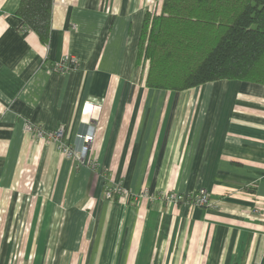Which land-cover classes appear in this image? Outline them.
Segmentation results:
<instances>
[{
    "label": "crops",
    "instance_id": "1",
    "mask_svg": "<svg viewBox=\"0 0 264 264\" xmlns=\"http://www.w3.org/2000/svg\"><path fill=\"white\" fill-rule=\"evenodd\" d=\"M19 2L0 0V264H264V84L147 87L137 43L162 0H53L46 44ZM27 125L93 129L88 162Z\"/></svg>",
    "mask_w": 264,
    "mask_h": 264
},
{
    "label": "trees",
    "instance_id": "2",
    "mask_svg": "<svg viewBox=\"0 0 264 264\" xmlns=\"http://www.w3.org/2000/svg\"><path fill=\"white\" fill-rule=\"evenodd\" d=\"M52 3L20 0L16 11L20 29L45 44ZM135 63L146 69L147 87L165 91L219 80L264 84V0H162L159 12L144 15Z\"/></svg>",
    "mask_w": 264,
    "mask_h": 264
},
{
    "label": "built area",
    "instance_id": "3",
    "mask_svg": "<svg viewBox=\"0 0 264 264\" xmlns=\"http://www.w3.org/2000/svg\"><path fill=\"white\" fill-rule=\"evenodd\" d=\"M26 31L25 29H23ZM73 63L72 58H66L64 61L59 64H55V68L60 72H64L67 68ZM26 130L31 135L41 138L46 142H52L56 145L60 153L64 154L66 157L71 159L74 163L76 169L84 166L87 162V155L91 149V144L94 140V130L89 129L86 133H79L77 135L76 143H68L65 139V127L59 126L52 132H45L40 128H37L33 125H27ZM93 167L96 169L97 165L94 164ZM105 175V174H104ZM104 187L103 193L105 197L112 198L114 195L119 197H125L128 200L132 197L127 189H125L121 184H114L109 179L104 176ZM145 193V192H144ZM143 193V194H144ZM161 200H170L173 202H178L182 204H192L201 208H206L210 206V200L207 197V194L204 192H199L195 195L190 194H180L175 192H164L160 196Z\"/></svg>",
    "mask_w": 264,
    "mask_h": 264
},
{
    "label": "rangeland",
    "instance_id": "4",
    "mask_svg": "<svg viewBox=\"0 0 264 264\" xmlns=\"http://www.w3.org/2000/svg\"><path fill=\"white\" fill-rule=\"evenodd\" d=\"M146 72V69H145V71H144V73ZM132 195V194H131ZM132 197H133V195H132Z\"/></svg>",
    "mask_w": 264,
    "mask_h": 264
}]
</instances>
